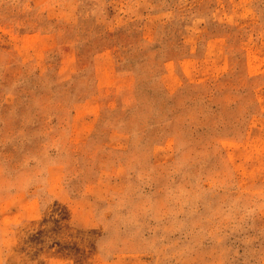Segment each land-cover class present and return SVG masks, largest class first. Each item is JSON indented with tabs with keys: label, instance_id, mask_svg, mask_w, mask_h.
Returning a JSON list of instances; mask_svg holds the SVG:
<instances>
[{
	"label": "rangeland",
	"instance_id": "1",
	"mask_svg": "<svg viewBox=\"0 0 264 264\" xmlns=\"http://www.w3.org/2000/svg\"><path fill=\"white\" fill-rule=\"evenodd\" d=\"M0 264H264V0H0Z\"/></svg>",
	"mask_w": 264,
	"mask_h": 264
}]
</instances>
